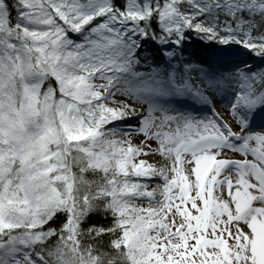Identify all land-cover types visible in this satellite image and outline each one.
I'll use <instances>...</instances> for the list:
<instances>
[{"label": "snow or ice", "instance_id": "6c2138e0", "mask_svg": "<svg viewBox=\"0 0 264 264\" xmlns=\"http://www.w3.org/2000/svg\"><path fill=\"white\" fill-rule=\"evenodd\" d=\"M0 264H264V0H0Z\"/></svg>", "mask_w": 264, "mask_h": 264}]
</instances>
